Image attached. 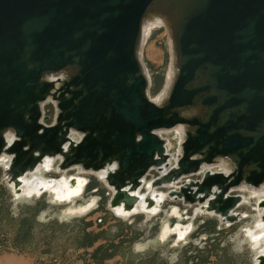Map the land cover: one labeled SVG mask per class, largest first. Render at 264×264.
Wrapping results in <instances>:
<instances>
[{"label": "water", "instance_id": "95a60500", "mask_svg": "<svg viewBox=\"0 0 264 264\" xmlns=\"http://www.w3.org/2000/svg\"><path fill=\"white\" fill-rule=\"evenodd\" d=\"M154 14L169 26L174 59L160 105L149 97L138 54L142 24ZM47 101L54 107L50 124L42 122ZM177 125L186 129L173 161L157 132ZM6 132L14 137L8 146ZM3 151L12 157L3 171L13 181L46 156L63 155L59 171L111 167L104 181L113 189L111 210L131 208L137 197L125 187L145 194L144 176L165 166L154 188L187 178L167 198L199 205L195 210L227 226L237 222L241 195H230L231 188L264 183V0H0ZM220 159L232 170L189 179ZM78 178L69 176V186ZM260 209L264 200L255 204ZM255 261L264 264V255Z\"/></svg>", "mask_w": 264, "mask_h": 264}, {"label": "rangeland", "instance_id": "374dc122", "mask_svg": "<svg viewBox=\"0 0 264 264\" xmlns=\"http://www.w3.org/2000/svg\"><path fill=\"white\" fill-rule=\"evenodd\" d=\"M168 58L169 47L165 31L163 28L152 29L141 52V60L150 78V98L156 97L162 90ZM44 107L48 116L45 122L50 124L54 107L50 103H46ZM162 134L175 147L174 132L167 131ZM173 151L171 149L169 154ZM77 172V176L84 177L89 182L82 192L83 197L76 198L74 206L85 204L90 199L95 200V205L90 212L65 221L60 220V214L70 204L52 203L47 194L32 197L29 201L16 202L4 182V171L0 167V264H98L93 256L94 249L108 243L117 247L114 248L113 257L105 260L103 264H188L192 257H196L193 262L207 258L206 264H255L253 248L243 242V231L252 224L257 214L253 200L242 202L236 207L233 213H239L243 217L228 226L213 214L195 212L199 205L184 206L181 201L169 198L163 202L161 212L154 216L146 218L143 214H135L123 219L111 212L108 201L113 192L95 173H88L76 166L59 171L55 164L46 171L44 177L59 179L62 174L69 177ZM144 177L148 182L160 176L156 169H151ZM201 177L202 173H194L189 179L200 180ZM186 180L187 178H182L178 185ZM156 189L161 192L169 190L166 187ZM236 194L241 195L242 192H230V195ZM172 207H177L181 212V223L192 224L185 241L174 245V236H169L165 243L147 245L145 251L135 250L138 244H145L157 237L165 211ZM167 220L170 225L178 222L172 217ZM88 235L95 240L86 246L84 243L89 239Z\"/></svg>", "mask_w": 264, "mask_h": 264}, {"label": "bare ground", "instance_id": "6f19581e", "mask_svg": "<svg viewBox=\"0 0 264 264\" xmlns=\"http://www.w3.org/2000/svg\"><path fill=\"white\" fill-rule=\"evenodd\" d=\"M157 28H163V30L165 31L167 35V45L169 47V58H168L169 63L167 66V70L165 72L166 74L165 83L163 87L161 88L162 90L160 91V93H158L156 97L151 98V100L154 103L160 105L164 101L165 94L168 89L167 87L169 86L174 76V68H173L174 59H173V54H172V45H171V39H170L169 26L166 20H164V18L159 16L158 14L148 15V17L144 20L142 24L143 32H142L141 40L138 45L139 46L138 54L140 56V53L142 52V49H143V44L146 38L148 37V35L151 33V30L157 29ZM190 113L192 112L189 111V112H185L184 114L189 116ZM185 129L186 128L184 126L177 125L172 130H161L157 132L160 138H163L165 141L166 151L169 153L171 149H174L173 153L170 154L173 161H175L176 155L180 154V149H181L180 143L182 142L184 138ZM167 131L174 132L173 139L176 140L175 147L170 143V140L167 138V136L166 137L163 136L162 133H167ZM4 138L6 140V146L10 145L11 142L14 140V137L12 133L10 132H6L4 134ZM72 138L73 140L78 139L76 135H74ZM66 149H67V144L63 145L62 147V150L66 151ZM62 158H63L62 154L56 157L46 156L41 161H38V163L35 165V167H33V169H31V171L27 172L21 177H18L17 181L11 180L10 177H8L4 171V174H3L4 180L9 182V188L13 193L15 201L16 202L18 200L19 201H29L32 199V197H40L41 191L45 190L46 192L45 195L46 194L49 195L48 197H49L50 202L56 203V204H61V203L70 204L69 207L62 210V213L60 214V220L65 219V221L66 220L69 221L70 218L75 217L76 215H82V214L90 212L92 207L95 205L94 199H90L88 202L87 201L84 202L85 204L74 206V202L76 201V198L83 197L82 196L83 194L82 192L84 190L83 182H85V180L88 181V179L80 176L82 179L78 178V180L75 183V186L70 187L67 181L69 177L66 176L65 174H62V176L60 177V181L53 180V179L50 180L49 178L44 177L46 171H49L52 167L55 166V164L57 165L58 161H60ZM11 159L12 157L3 151V153H1L0 155V167L3 168V170L8 168V165L10 164ZM173 161L168 160L170 167L173 165ZM110 168L111 167H106L103 171L95 172V174L99 178H101V180L104 182L106 181L105 175L108 171L107 169H110ZM206 170H209L210 172H217L218 170H220L224 174H226L232 170V167L227 162V160L220 159V160L215 161L212 164L201 165L198 169L197 174L203 173ZM158 172L162 176L163 174L167 172V168L165 166H162V168L159 169ZM77 175H78V172L74 175V177ZM145 178L146 177L142 179V186L144 187V191H146L145 194H141V192L137 191V189L134 190V192H130L128 188L125 187V191L128 192L131 196L135 195L137 199L131 208L126 207L123 204H120L119 206H116L115 208H113L112 211L114 212L116 216L126 219L131 213L135 215V214L143 212L144 216L146 218H149L151 216L156 215L157 212L163 207V206L160 207L159 203L162 202L163 204L164 199H166L168 196L167 192L163 191V192L157 193L158 191H156V188H154L152 185L153 181L147 182ZM180 180H182V178L179 179V181ZM163 186L169 189H176V187L178 186V181L175 183H171V184H164ZM111 190L113 191L112 188ZM236 190L242 192L241 202H250L253 200V202L258 203V201L264 200V183H262L261 185L257 187H251V186L249 187L244 184H240L236 187L231 188V191H236ZM149 199L152 201H151V205L148 206ZM203 205L206 206L207 205L206 202L203 203ZM262 213H264V209L263 210L260 209L259 211H257V214L255 215V218L252 221V224L249 227H246L243 231L245 234V238L243 242L245 241L248 244V246L253 248V252L255 253V255H258V254L264 255V222L261 220V217H260ZM43 217L44 215L41 216V218ZM170 217H175L178 220L177 224L174 227H172L174 223L170 225L167 220ZM180 220H183L182 214L177 207H172L169 210L165 211V218L163 219V222L160 225V229L157 234V237L153 238L150 241H147L145 244H138L135 250L144 249L147 245H150V244L152 245L153 243L156 244L157 242L165 243V240L169 237L171 233L176 234L174 245H177L179 242L183 243L189 231L191 230L192 224L189 223L187 225L182 226L180 225L181 223Z\"/></svg>", "mask_w": 264, "mask_h": 264}, {"label": "trees", "instance_id": "16d2710c", "mask_svg": "<svg viewBox=\"0 0 264 264\" xmlns=\"http://www.w3.org/2000/svg\"><path fill=\"white\" fill-rule=\"evenodd\" d=\"M23 219L20 221L22 223ZM20 223V224H21ZM203 225L206 226L205 223H203ZM89 239L87 240V242H85L84 244H87L86 246L91 245L95 240L93 238L90 237V235H88ZM92 239V240H90ZM127 240H125L126 242ZM121 243V241L119 242V244ZM81 246H83V244H81ZM117 246L113 245V243H108L105 246H98L97 248L94 249L93 252V256L94 259L99 262L98 264H103V262L109 258H112L113 255L115 254L114 248H116ZM111 250V251H110ZM101 253V256H99V254ZM99 256V257H98ZM201 258V257H199ZM196 259V257H192L191 260H189L187 263L188 264H206L207 262V258H201L199 259V261L193 262Z\"/></svg>", "mask_w": 264, "mask_h": 264}, {"label": "built area", "instance_id": "2783aa9c", "mask_svg": "<svg viewBox=\"0 0 264 264\" xmlns=\"http://www.w3.org/2000/svg\"><path fill=\"white\" fill-rule=\"evenodd\" d=\"M46 103H49L48 101L47 102H45L42 106H43V110H42V117H43V121L42 122H44V123H46V124H49V123H47V122H45V120H46V118H48V116L46 115V113H45V107H44V105L46 104ZM51 104V103H50Z\"/></svg>", "mask_w": 264, "mask_h": 264}]
</instances>
